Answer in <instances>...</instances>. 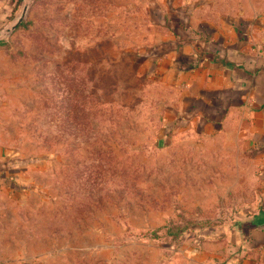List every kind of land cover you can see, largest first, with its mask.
<instances>
[{"label": "rangeland", "instance_id": "1", "mask_svg": "<svg viewBox=\"0 0 264 264\" xmlns=\"http://www.w3.org/2000/svg\"><path fill=\"white\" fill-rule=\"evenodd\" d=\"M240 3L30 1L0 41V151L25 163L24 189L0 190V262L225 264L264 161L236 137L178 131L147 58L180 8Z\"/></svg>", "mask_w": 264, "mask_h": 264}, {"label": "crops", "instance_id": "2", "mask_svg": "<svg viewBox=\"0 0 264 264\" xmlns=\"http://www.w3.org/2000/svg\"><path fill=\"white\" fill-rule=\"evenodd\" d=\"M18 3L0 0V30ZM168 30L167 42L148 50V76L175 91L178 131L236 137L264 161V0L222 13L180 8ZM24 171V159L0 151V190L20 193ZM226 232L225 264H264V189L256 209Z\"/></svg>", "mask_w": 264, "mask_h": 264}, {"label": "water", "instance_id": "3", "mask_svg": "<svg viewBox=\"0 0 264 264\" xmlns=\"http://www.w3.org/2000/svg\"><path fill=\"white\" fill-rule=\"evenodd\" d=\"M31 0H21L19 7L17 8L14 16L6 24L3 29L0 30V41H2L8 34H10L16 27H18L26 15L28 6Z\"/></svg>", "mask_w": 264, "mask_h": 264}, {"label": "built area", "instance_id": "4", "mask_svg": "<svg viewBox=\"0 0 264 264\" xmlns=\"http://www.w3.org/2000/svg\"><path fill=\"white\" fill-rule=\"evenodd\" d=\"M260 53L264 55V47L260 49Z\"/></svg>", "mask_w": 264, "mask_h": 264}, {"label": "trees", "instance_id": "5", "mask_svg": "<svg viewBox=\"0 0 264 264\" xmlns=\"http://www.w3.org/2000/svg\"><path fill=\"white\" fill-rule=\"evenodd\" d=\"M20 0H18V2H19Z\"/></svg>", "mask_w": 264, "mask_h": 264}]
</instances>
